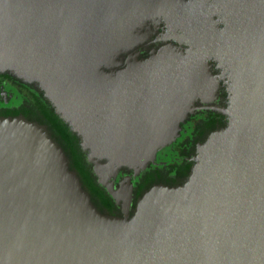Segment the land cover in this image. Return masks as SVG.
Returning <instances> with one entry per match:
<instances>
[{"label":"water","instance_id":"water-1","mask_svg":"<svg viewBox=\"0 0 264 264\" xmlns=\"http://www.w3.org/2000/svg\"><path fill=\"white\" fill-rule=\"evenodd\" d=\"M160 19L194 46L111 69ZM211 58L230 59L228 126L130 218L95 207L43 125L0 117V264H264V0H0V72L39 87L100 176L178 136L216 94Z\"/></svg>","mask_w":264,"mask_h":264},{"label":"flooded vegetation","instance_id":"flooded-vegetation-1","mask_svg":"<svg viewBox=\"0 0 264 264\" xmlns=\"http://www.w3.org/2000/svg\"><path fill=\"white\" fill-rule=\"evenodd\" d=\"M214 18L219 27L224 26L221 14ZM140 31L144 34L143 39L132 48L122 50L118 56L121 63L111 69L124 67L128 58L146 59L168 45L183 51L194 46L181 39L180 29L170 28L162 19L149 20ZM208 65L218 80L215 96L206 101L195 100L193 111L179 123L178 136L159 146L153 161L143 169L123 166L111 173L104 167L101 176L95 174L93 165L87 161L90 150L82 147L81 137L59 117L39 87L8 71L0 72V117L22 116L43 125L65 152L70 167H74L95 207L106 215L130 218L135 214L140 198L154 185H183L198 161L199 146L212 132L228 126L230 118L225 110L231 100L230 59L211 58ZM75 157L85 161L84 174L75 168ZM101 163L105 164L106 160H101ZM129 193L131 199L128 204L125 196Z\"/></svg>","mask_w":264,"mask_h":264},{"label":"trees","instance_id":"trees-1","mask_svg":"<svg viewBox=\"0 0 264 264\" xmlns=\"http://www.w3.org/2000/svg\"><path fill=\"white\" fill-rule=\"evenodd\" d=\"M3 117H7V116H3ZM74 159V162H75V168L78 170V171H80L82 174H84L85 173V170H84V166H85V161L84 160H82V158H77V157H75V158H73ZM73 169H74V167H73Z\"/></svg>","mask_w":264,"mask_h":264}]
</instances>
